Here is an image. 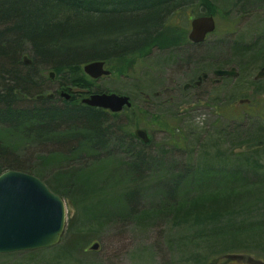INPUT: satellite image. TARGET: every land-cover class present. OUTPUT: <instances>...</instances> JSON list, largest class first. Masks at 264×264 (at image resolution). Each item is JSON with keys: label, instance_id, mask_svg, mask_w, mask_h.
<instances>
[{"label": "rangeland", "instance_id": "rangeland-1", "mask_svg": "<svg viewBox=\"0 0 264 264\" xmlns=\"http://www.w3.org/2000/svg\"><path fill=\"white\" fill-rule=\"evenodd\" d=\"M161 6V0H119L97 15L94 49L78 51L115 54L109 39L138 35L160 20ZM203 15L215 17V32L204 44L187 45L191 21ZM167 23L144 47L106 60L111 75L92 79L82 67L91 91L134 102L108 117L104 146L88 144L86 135L68 150L0 126L3 146L45 168L43 176L32 174L70 202L60 244L3 253L0 264H264V147L238 154L248 140L264 136V79L256 80L264 66V0H192ZM22 49L33 54L30 43ZM252 55L260 60L248 69ZM231 67L239 76L214 74ZM205 72L208 79L196 86ZM185 83L192 88L184 90ZM46 84V93L57 90ZM157 90L161 98L144 102L142 94ZM130 128L133 135L146 129L150 142L130 136ZM197 203L201 210L190 212ZM95 242L99 248L91 250Z\"/></svg>", "mask_w": 264, "mask_h": 264}, {"label": "trees", "instance_id": "trees-1", "mask_svg": "<svg viewBox=\"0 0 264 264\" xmlns=\"http://www.w3.org/2000/svg\"><path fill=\"white\" fill-rule=\"evenodd\" d=\"M110 1L112 0H0V20L4 24V28L0 29V76L4 80V86L2 84L0 89V126H9L12 131L19 132L24 137H33L38 143H45L47 138H51L70 145L87 135L88 144L95 142V145L92 144L94 147L97 144L105 145L110 131L106 126V111L76 103L75 100L68 102L60 98L58 104L51 101L58 97L60 90L71 85L90 90L91 83L82 71L83 64L96 59L109 60L121 50L124 52L141 47L152 37V31L161 25L163 16L188 0H161V18L158 22L145 24L147 27H142L141 33L133 37L109 39L108 44L118 49L115 54H81L78 49H87L92 41H96V17ZM151 25L153 27L149 29ZM7 36L13 37L11 41L5 39ZM26 42L30 43L33 54L22 49ZM127 43H132L133 47H123ZM26 55L31 59L29 64L24 60ZM245 57L244 55L243 59ZM259 60V56L252 55L245 60L246 68L258 64ZM47 68L56 72L55 80L44 75ZM25 70L27 73H24ZM4 76H8L7 79ZM46 82L57 86L55 97L47 96L45 88L49 84ZM62 125H67L72 131L62 130ZM126 131L130 136H135L131 128ZM260 141H264V136L250 139L246 144ZM3 145L6 144L0 142V174L16 169L43 176L45 168L39 164L34 165L27 159L21 160L16 151ZM69 147L68 150L76 148L75 144ZM263 147L241 149L238 154L253 153ZM202 207V203H197L190 212L201 210ZM71 209L73 210L72 207Z\"/></svg>", "mask_w": 264, "mask_h": 264}, {"label": "water", "instance_id": "water-1", "mask_svg": "<svg viewBox=\"0 0 264 264\" xmlns=\"http://www.w3.org/2000/svg\"><path fill=\"white\" fill-rule=\"evenodd\" d=\"M216 21L213 15H205L192 21L190 39L201 43L206 35L214 32ZM25 62L31 63L25 56ZM86 74L94 79L109 75L105 61L96 60L84 65ZM264 68L257 78L263 77ZM219 76H237L238 71L218 69ZM54 76V72L51 73ZM207 75L205 74L204 77ZM188 87V86H186ZM67 100L71 92H63ZM50 96V95H49ZM89 106L119 112L125 105L132 106L130 97L116 93L91 94L82 100ZM135 134L145 142L149 141L145 129H137ZM264 146V141L254 143L249 148ZM67 208L64 198L53 193L37 176L19 170H7L0 174V253L39 249L57 245L65 232ZM97 250L99 243L90 247Z\"/></svg>", "mask_w": 264, "mask_h": 264}, {"label": "bare ground", "instance_id": "bare-ground-1", "mask_svg": "<svg viewBox=\"0 0 264 264\" xmlns=\"http://www.w3.org/2000/svg\"><path fill=\"white\" fill-rule=\"evenodd\" d=\"M119 0H112V1H110V2H108L107 4H105V10H109V9H111V8H113V7H115L116 5H117V2H118ZM192 1L191 0H188L185 4H183V5H178V6H175V7H173L170 11H168L164 16H163V18H162V23H161V25L156 29V30H153L152 32V36H154V35H156L158 32H160V30L163 28V27H165V26H167V25H169L167 22H169V21H171L172 20V18H174L175 16H177L178 18L184 13V11L187 9V7L190 5V3H191ZM104 10V11H105ZM195 18H193V20H194ZM172 23V22H171ZM177 24V23H176ZM175 24V25H176ZM178 25V24H177ZM150 28L149 29H151L152 27H153V25H151V26H149ZM155 27V26H154ZM146 29V28H145ZM118 37H120V36H118ZM114 38H117V37H114ZM207 75L206 77H204V75ZM208 77H209V73H207V72H205V73H203V74H201L200 76H198V78L196 79V81H194V83L196 84V85H198V86H201L202 85V83L204 82V81H206L207 79H208ZM192 84V83H191ZM190 85V84H189ZM139 88V87H138ZM97 90H98V92H97ZM98 93H108L107 91H102V90H99V89H95L94 91H91V90H89V91H87L86 93H85V97L84 98H86V97H89L91 94H98ZM80 104H82V105H85V106H88V107H91V108H97V109H102V110H104L103 108H100V107H93V106H89V105H87L86 103H83V102H81ZM105 111V110H104ZM107 112V111H106ZM111 114L110 113H108L107 112V117H109ZM151 140V139H150ZM254 143H257V142H250V143H248V144H243L241 147H239L240 149H242V150H245V149H256L257 147H255V148H249V146L250 145H252V144H254Z\"/></svg>", "mask_w": 264, "mask_h": 264}, {"label": "flooded vegetation", "instance_id": "flooded-vegetation-1", "mask_svg": "<svg viewBox=\"0 0 264 264\" xmlns=\"http://www.w3.org/2000/svg\"><path fill=\"white\" fill-rule=\"evenodd\" d=\"M192 1V0H191ZM184 3H182V4H180V5H183ZM178 26V25H177ZM187 37H188V41H187V45H190V46H194L195 44L194 43H192L191 41H190V39H189V34L187 35ZM150 40V39H149ZM149 40H147V41H149ZM146 41V42H147ZM143 46H145V44L143 45ZM215 71V70H214ZM263 76H264V72H263ZM261 79H264V77H262ZM260 79V80H261ZM188 84H190V86H188V88L186 87V85H188ZM196 85V84H195ZM192 84L191 83H185L184 85H183V89L184 90H188L189 88H192ZM196 86H198V85H196ZM252 88L253 89H255V86L253 85L252 86ZM165 90H167V89H165ZM162 95H163V93H162ZM162 95H160V98L162 97ZM78 96H81V94H79ZM143 97H144V102H149V100H151V99H154V98H152V97H155L154 95L153 96H151L150 94H143ZM172 98V97H171ZM240 103L241 104H248V101H245V100H243V99H241V101H240ZM184 106V105H183ZM179 107V109H181V105H179L178 106ZM180 114V113H179Z\"/></svg>", "mask_w": 264, "mask_h": 264}]
</instances>
